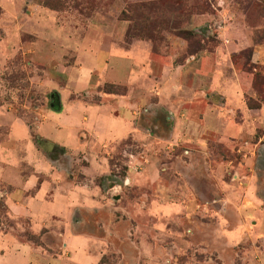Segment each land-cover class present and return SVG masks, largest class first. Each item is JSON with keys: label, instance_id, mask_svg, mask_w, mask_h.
<instances>
[{"label": "rangeland", "instance_id": "374dc122", "mask_svg": "<svg viewBox=\"0 0 264 264\" xmlns=\"http://www.w3.org/2000/svg\"><path fill=\"white\" fill-rule=\"evenodd\" d=\"M217 1L24 0L54 14L50 40L26 31L29 10L16 21L0 9V109L34 139L47 109L80 104V144L46 160L53 180L79 183L97 202L35 230L10 215L0 184V235L56 256L63 229L92 234L96 264H264V61H252V46L216 58ZM223 9L264 42V0H224ZM138 48L147 55L136 59ZM102 104L124 114V138L84 127L85 109ZM10 163L28 165L21 154Z\"/></svg>", "mask_w": 264, "mask_h": 264}, {"label": "crops", "instance_id": "0c3cea01", "mask_svg": "<svg viewBox=\"0 0 264 264\" xmlns=\"http://www.w3.org/2000/svg\"><path fill=\"white\" fill-rule=\"evenodd\" d=\"M223 3L224 0L217 1V7H219L218 10L216 9L217 14L218 17H222V19L219 18L222 21L219 23V28L222 29L219 32L224 42L217 49L216 58L228 61L231 55L239 49L252 46V61H264V42L254 43L249 29L238 23V16L235 13L223 9ZM0 9L6 16L16 21L19 15L25 14L26 10H29L30 25L26 27V31L49 40L52 37H58V31L45 32L46 29H52L54 15L48 9L26 6L24 0H0ZM193 19L194 22H197L199 19L207 18L196 17ZM16 27L17 30L20 29L19 25ZM59 39L61 38L59 37ZM31 52L36 53L37 51L32 47ZM132 54L136 59H140L147 55V51L145 48H138ZM46 55L51 56V53L48 52ZM155 58L157 61H161L159 55ZM126 73L127 68L124 69V79ZM235 75L238 78V87L241 89L242 80L245 78L242 74L236 73ZM111 97L108 100H114L115 97ZM116 101L117 105L124 109V98H119ZM62 104V109H47L41 115V119L36 124L34 139L30 127L23 119L9 111L0 109V126L9 127L8 138L4 141L0 139V184L6 190L3 200L11 216L31 220L35 230H40L45 226V222L52 220L54 216L69 219L82 205L91 210H94L97 205L96 199L92 198L90 192H88L89 197H85L84 188L79 183L52 179L56 177L58 171L48 165L46 153L55 150L59 145L70 149L77 148L80 144L78 132L83 127L81 125V105L73 101L66 103L62 101ZM110 108V104L89 106L85 109L88 120L83 122L84 127L94 132L96 138L122 139L124 131L127 132V129L130 128L124 120V114L114 117L110 113ZM18 154H21L28 162L26 168L10 163ZM25 169L29 175L24 177L22 172ZM38 177L42 179L37 191L34 195H28L30 188L37 183ZM122 216L124 217V210ZM61 235L63 239L62 254L54 256L48 251L21 243L10 232L2 233L0 235V264L97 263L98 257L92 252L94 251L92 245L94 239L98 240L97 237L88 233L72 232L68 234L65 229Z\"/></svg>", "mask_w": 264, "mask_h": 264}, {"label": "trees", "instance_id": "16d2710c", "mask_svg": "<svg viewBox=\"0 0 264 264\" xmlns=\"http://www.w3.org/2000/svg\"><path fill=\"white\" fill-rule=\"evenodd\" d=\"M145 8V5H142ZM54 109V108H53Z\"/></svg>", "mask_w": 264, "mask_h": 264}]
</instances>
